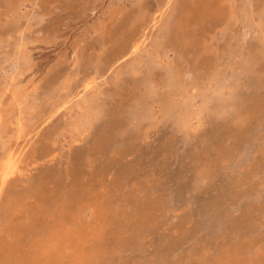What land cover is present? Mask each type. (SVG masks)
Listing matches in <instances>:
<instances>
[{
  "label": "rangeland",
  "instance_id": "obj_1",
  "mask_svg": "<svg viewBox=\"0 0 264 264\" xmlns=\"http://www.w3.org/2000/svg\"><path fill=\"white\" fill-rule=\"evenodd\" d=\"M8 148L0 264H264V0H0Z\"/></svg>",
  "mask_w": 264,
  "mask_h": 264
},
{
  "label": "bare ground",
  "instance_id": "obj_2",
  "mask_svg": "<svg viewBox=\"0 0 264 264\" xmlns=\"http://www.w3.org/2000/svg\"><path fill=\"white\" fill-rule=\"evenodd\" d=\"M138 43L139 42L134 43L133 46L137 48ZM91 85H92L91 82L87 84L88 87H91ZM16 123H17V128L21 129L22 123H21L20 118L17 119ZM15 156H16V150L13 148H8V150L3 154V156L0 159V189L2 186H4V183L6 182V180L8 179L10 175H12L15 172L20 171L17 158H16L18 156L16 157Z\"/></svg>",
  "mask_w": 264,
  "mask_h": 264
}]
</instances>
